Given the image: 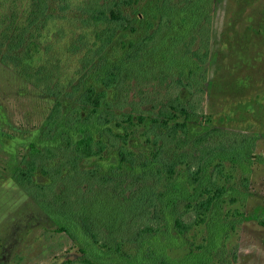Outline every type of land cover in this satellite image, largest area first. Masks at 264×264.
I'll return each mask as SVG.
<instances>
[{
	"label": "rangeland",
	"instance_id": "374dc122",
	"mask_svg": "<svg viewBox=\"0 0 264 264\" xmlns=\"http://www.w3.org/2000/svg\"><path fill=\"white\" fill-rule=\"evenodd\" d=\"M72 1L69 18L63 24L65 37L54 47L59 50L56 54L60 55V70L69 77L76 75L81 66L78 59L84 52V49L72 52L69 49L72 42L84 35L83 40L88 39V45L99 43L95 34L96 27H100L79 21L76 4L82 0ZM162 2L139 0L132 4L134 9L127 7L132 11L137 30L117 33L106 48V60L90 72L89 80L96 72L114 68L115 64L123 65L128 49L126 44L129 40H140L146 32L152 31L148 22L158 23L153 11ZM183 5L184 2H180L174 11V31L178 35L191 25L192 16L182 13ZM209 8L211 44L206 63V95L199 92L193 95L196 109L191 111L188 121L187 143L179 146L175 140L161 152L162 156L170 157L174 149L191 150L193 155L187 163L200 162L198 181L193 182L187 163H179L175 173L167 176L163 161L153 157L158 146L153 143L150 122L117 125L112 121L107 124L115 133L126 134L127 142L120 139L119 144H124L132 153L133 163L121 162L118 145L112 144L101 155L79 161L83 171L96 169L98 174L115 177L113 184L117 188L109 184L108 189L124 198L141 186V182L127 185L136 173L146 168L162 169L161 188L164 192L170 190L172 201L169 204L162 202L168 200L163 195L157 206L158 216L154 208L146 214V221L161 228L160 237L157 240L154 237L151 243L123 239L117 245L119 238L115 237L110 238L109 245L96 242L79 222L44 209L17 182L14 170L29 144L65 145L59 133L64 127L62 124L54 137H43L44 121L54 99L0 63V264H149L150 261L145 259L151 251L147 249L149 247L156 248L155 256L168 260L151 264H264V0H211ZM179 11L181 13L177 14ZM137 13L141 14L140 19L136 17ZM169 42L161 47L165 48ZM197 44L194 43L193 48ZM160 54L161 50L151 52L147 58L146 67L158 74L154 84L144 81L140 87L135 79L128 82L130 96L135 92H138L136 99L146 95L148 99L143 104L146 108L151 103L167 102L172 97L183 103L192 97L185 87L178 88L177 96L172 95L176 88L174 83L171 84L172 78L164 79V73L160 74L164 64ZM177 72L171 73L173 78L178 77ZM199 75L196 71L192 74L186 71L184 81L193 82L192 87L196 90ZM116 98L114 88H109L108 99ZM129 109L127 106L124 110ZM90 125L97 138L108 142V134H102L103 125ZM214 126L229 134H208ZM243 132L248 134L247 138L255 137L254 146L253 141L245 149L230 146L229 141H235L239 133L245 134ZM72 137L76 139L77 133ZM200 137L205 138L203 142H198ZM203 150L204 157L198 160ZM65 153V149H59V155L53 159L55 165ZM63 167L66 174L70 164ZM34 180L50 183L51 176L39 169ZM164 183L168 186L163 188ZM209 184L211 194L222 189L223 192L208 211L197 214L195 204L207 197L205 188ZM58 186L63 187L62 183ZM125 186L129 187L124 190ZM104 205L107 209L111 207L106 202ZM178 219L188 225L184 232L177 225ZM149 237V233L144 236L145 240Z\"/></svg>",
	"mask_w": 264,
	"mask_h": 264
},
{
	"label": "trees",
	"instance_id": "16d2710c",
	"mask_svg": "<svg viewBox=\"0 0 264 264\" xmlns=\"http://www.w3.org/2000/svg\"><path fill=\"white\" fill-rule=\"evenodd\" d=\"M138 1L82 0L76 4L79 21L85 25H100L96 27L95 34L99 43L88 45V39L83 40L84 35H80L72 42L69 47L72 52L77 53L83 49L84 52L78 59L81 66L76 75L69 77L67 74L64 76L62 69L60 70L62 65L60 55L56 54L59 50H55L54 47L65 37L63 24L64 20L69 18L73 1L0 0V63L54 99L44 121L42 136L54 137L62 124L64 127L59 133L65 145L62 143L57 147L49 145L42 147L36 142H31L28 151L15 167L14 178L41 207L66 218L75 219L96 242L103 241L107 245L111 241L110 238L114 237L120 239L118 241L115 239L117 245L121 244L123 239L138 242L144 240L149 243L153 242L154 237L157 240L161 228L146 221V214L154 208L158 216L159 200L163 195L167 196L168 200L161 201L169 204L172 201L171 193L170 190L164 192L161 188L162 169L146 168L143 172L136 173L133 180L127 184L131 186L135 182H141L139 189L131 190L124 198L111 193L108 189L115 177L98 174L96 169L83 171L79 165L80 159L101 155L107 146L112 144L118 145L121 162L133 163L132 153L124 144H119L120 139L127 142L126 134L115 133L107 124L112 121L117 125L150 122V131L154 133L153 143L158 146L153 153L154 160H162L166 166L167 176H172L176 165L189 162L187 160L193 152L174 149L170 157L162 156L161 152L175 140L179 146L187 143L188 121L191 111L195 112L196 109L193 95L198 92L206 95L207 89L206 63L210 56L211 44L209 14L211 0H178L175 3H173L175 0H163L153 11V16L158 19V25L150 20L148 28H152V31L146 32L140 40H129L126 44L125 47L128 49L123 67L115 64L114 68L108 67L96 72L91 76V80L88 79L90 72L97 66L100 67L106 60L104 55L106 48L117 33L126 29L137 30L132 11L127 10V7H132V4ZM180 2H184L182 13L192 18L189 29L178 35L174 31L176 25L174 11ZM179 13L181 11L177 14ZM136 17L140 19L141 14L137 13ZM172 33L173 38L170 36ZM169 40V44L162 48L161 45ZM194 43H198L196 48H193ZM158 50H161L159 57L163 58L165 64L163 69H160V74L164 73V79L172 78L171 84L174 83L173 86L176 88L172 95L177 96L180 87L190 91L192 97L187 102H178L176 97H172L167 102L151 103L150 107L146 108L143 106L148 99L146 95L136 99L138 92L132 97L133 95L130 96L127 91L131 79L137 80L140 87L144 81H147L145 84L155 83L158 74L155 70L147 68L146 64L149 62L147 58L151 52L155 53ZM164 70L169 72L165 73ZM176 71L178 77L173 78L172 74ZM186 71L191 74L196 71L200 74L196 90L192 87L193 82L184 81ZM112 87L117 95L114 100L108 99V90ZM127 106H130L128 111L124 110ZM93 123L104 126L102 134H108V142L96 137L91 130L90 124ZM157 128L163 130L158 132ZM212 132L229 134L227 130L216 126L211 128L208 134ZM74 133H77L76 139L72 137ZM247 135L239 133L235 141H229V145L245 149L253 141L254 146L255 137L247 138ZM180 139L183 142H180ZM204 139L200 137L198 142H203ZM59 149H65L66 153L55 165L53 159L59 155ZM203 152L204 150L199 154L198 160L204 157ZM66 163L70 164V169L64 174L63 166ZM187 164L193 175V182L198 181L200 162ZM39 169L51 176L50 183L35 182L34 176ZM60 183L63 187L58 186ZM129 186H125L124 190ZM167 186L168 183L163 184V188ZM205 192L207 197L195 204L194 210L197 214L208 211L216 198L220 197L223 189L211 194L212 186L209 184ZM104 202L111 204V207L107 209ZM177 225L181 232L188 226L181 219L177 220ZM147 233L150 237L145 240L144 236ZM147 249L151 250L145 257L150 261L149 264L153 261L154 263L168 261L155 256V247Z\"/></svg>",
	"mask_w": 264,
	"mask_h": 264
}]
</instances>
